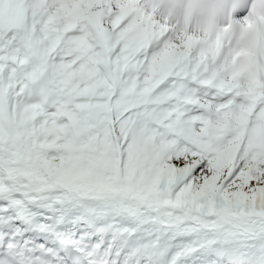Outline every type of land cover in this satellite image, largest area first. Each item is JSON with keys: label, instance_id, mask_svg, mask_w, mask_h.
Returning <instances> with one entry per match:
<instances>
[{"label": "snow or ice", "instance_id": "obj_1", "mask_svg": "<svg viewBox=\"0 0 264 264\" xmlns=\"http://www.w3.org/2000/svg\"><path fill=\"white\" fill-rule=\"evenodd\" d=\"M0 264H264V0H0Z\"/></svg>", "mask_w": 264, "mask_h": 264}]
</instances>
